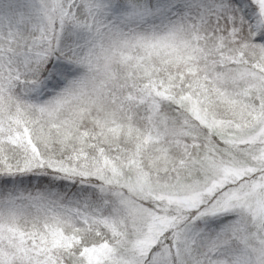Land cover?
Segmentation results:
<instances>
[{
  "label": "snow or ice",
  "instance_id": "obj_1",
  "mask_svg": "<svg viewBox=\"0 0 264 264\" xmlns=\"http://www.w3.org/2000/svg\"><path fill=\"white\" fill-rule=\"evenodd\" d=\"M0 264H264V0H0Z\"/></svg>",
  "mask_w": 264,
  "mask_h": 264
}]
</instances>
